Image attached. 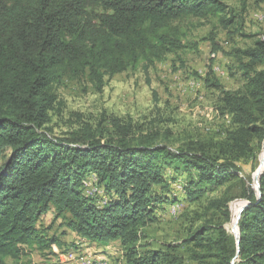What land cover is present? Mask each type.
<instances>
[{"label": "trees", "instance_id": "16d2710c", "mask_svg": "<svg viewBox=\"0 0 264 264\" xmlns=\"http://www.w3.org/2000/svg\"><path fill=\"white\" fill-rule=\"evenodd\" d=\"M238 16L225 0H0V264L34 251L55 254L53 245L70 248L39 227L52 211L84 239L120 241L124 264H264V168L248 183L239 166L264 144V38L237 50L243 88L226 90L207 74L231 116L219 142L171 146V131L139 133L118 117L113 129L83 123L69 137L51 135L65 80L88 74L102 90L107 76L185 48L176 21L218 18L229 28ZM168 169L175 180L187 175L191 196L228 188L208 201L204 222L181 243L144 249V229L169 201L158 189L169 187ZM91 176L109 195L105 205L86 193ZM239 181L240 195H229V184ZM227 222L238 226L235 233Z\"/></svg>", "mask_w": 264, "mask_h": 264}, {"label": "rangeland", "instance_id": "374dc122", "mask_svg": "<svg viewBox=\"0 0 264 264\" xmlns=\"http://www.w3.org/2000/svg\"><path fill=\"white\" fill-rule=\"evenodd\" d=\"M225 1L239 15L233 25L226 28L218 18L187 17L176 21L186 35V46L178 53L168 54L163 61L150 67L142 62L135 69H128L113 77L107 76L102 90L90 81L88 74L65 80L57 87L58 102L52 111L51 135L69 137L70 132L83 123L94 127L102 124L113 129L112 120L118 117L122 122L131 121L134 130L139 133L171 131L168 140L171 146L191 140L216 143L225 139L232 126L231 116L221 108V90L209 85L206 77L213 71L224 89L235 91L243 88L245 80L237 50L252 46L257 39L264 38V0ZM263 160L264 144L257 146L256 152L249 158L239 162L242 179L248 183L254 181L264 167ZM166 175L169 187L158 189L169 201L158 205L157 221L144 229L140 242L144 249H162L169 243H181L188 237L192 226L197 228L204 222L208 201L223 195L228 188L223 186L195 197L186 193V174H180L182 176L175 180L172 178L175 171L168 169ZM90 179L87 183L89 191L93 189L95 181L94 176ZM229 185V195L239 196L243 185L241 181ZM99 191L96 196L98 203L105 205L101 199L109 195ZM176 203L179 209L174 212ZM208 216H215L216 220L220 218L218 213L213 212ZM54 217V211L43 216L39 227L50 235L55 233L67 243L70 242L69 249L66 247L48 255L34 251L19 263L11 258L6 263L59 264L65 253L70 255L73 253H69L71 250L81 249L79 236L63 226L61 219L55 221ZM225 226L230 233H235L236 226H232L231 222L225 223ZM94 246L97 252L104 249L97 254H104L105 257L101 258H107L111 264L125 263V250L120 241L114 242L108 251L99 242ZM74 254L77 257L86 256Z\"/></svg>", "mask_w": 264, "mask_h": 264}, {"label": "crops", "instance_id": "0c3cea01", "mask_svg": "<svg viewBox=\"0 0 264 264\" xmlns=\"http://www.w3.org/2000/svg\"><path fill=\"white\" fill-rule=\"evenodd\" d=\"M72 231V230H71ZM74 234H77L76 232L72 231ZM77 236H79L77 234ZM80 244H81V249L79 250H76V251H73L71 250L69 253L73 252V253H77L78 255H86V256H82V257H89V256H94V257H97V258H101V257H105L104 254H97L98 252H102V250L104 249H99L98 252H97V248L94 246V243L96 244V242L94 241H89L87 239H84L82 237H80ZM114 242H118V240H115V241H112L111 243L107 244V245H103L104 248L108 251V250H111L112 247H113V244ZM70 243V242H69ZM93 244V245H92ZM93 247V248H92ZM60 248L57 246V245H53V250L56 254V252L59 250ZM65 254H68V253H65ZM64 254V255H65ZM62 256V262L59 263V264H76L78 262V259H74L73 261H69L67 262L66 261V257L65 256ZM89 255V256H88ZM102 259V258H101Z\"/></svg>", "mask_w": 264, "mask_h": 264}, {"label": "bare ground", "instance_id": "6f19581e", "mask_svg": "<svg viewBox=\"0 0 264 264\" xmlns=\"http://www.w3.org/2000/svg\"><path fill=\"white\" fill-rule=\"evenodd\" d=\"M264 166V165H263ZM93 183V182H92ZM97 183V182H96ZM93 187V189H91L90 191L88 190V189H90L89 187H88V189L86 190V193H87V195H96V196H98V193L100 192L97 188H95L94 186H92ZM104 197V196H103ZM101 201H103V203L104 204H106L107 203V201H109V198H106L105 197V199L104 198H102L101 199ZM177 204V203H176ZM179 209V204H177V205H175V206H173V211L175 212L176 210H178ZM178 212V211H177ZM70 255H75L74 253H71ZM102 260V262H103V264H111V262L107 259V258H102L101 259ZM76 264H81V261H78ZM88 264H95V262H88Z\"/></svg>", "mask_w": 264, "mask_h": 264}, {"label": "built area", "instance_id": "2783aa9c", "mask_svg": "<svg viewBox=\"0 0 264 264\" xmlns=\"http://www.w3.org/2000/svg\"><path fill=\"white\" fill-rule=\"evenodd\" d=\"M66 261H73L74 259H78L81 261V264H88V262H95V264H103L101 258H92V257H77L76 255H67L65 254Z\"/></svg>", "mask_w": 264, "mask_h": 264}, {"label": "water", "instance_id": "95a60500", "mask_svg": "<svg viewBox=\"0 0 264 264\" xmlns=\"http://www.w3.org/2000/svg\"><path fill=\"white\" fill-rule=\"evenodd\" d=\"M263 168H264V167H263ZM263 168H262V169H263ZM262 169L258 172L259 174L262 172ZM256 180H257V182H258V178H257ZM240 216H241V214L238 215V217H237V222H238V219L240 218ZM236 227H238V226L236 225ZM236 236H237V241L239 242V231L236 232Z\"/></svg>", "mask_w": 264, "mask_h": 264}]
</instances>
